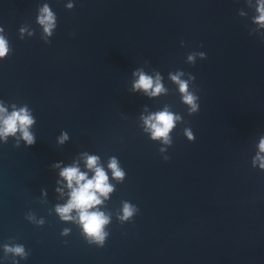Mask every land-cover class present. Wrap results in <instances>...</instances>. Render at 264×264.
Wrapping results in <instances>:
<instances>
[{
  "label": "water",
  "instance_id": "obj_1",
  "mask_svg": "<svg viewBox=\"0 0 264 264\" xmlns=\"http://www.w3.org/2000/svg\"><path fill=\"white\" fill-rule=\"evenodd\" d=\"M45 5L50 36L38 22ZM258 15L257 0H0L10 48L0 102L27 106L36 121L34 145L0 142V262L264 264V170L253 163L264 138ZM141 71L159 75L164 91L134 89ZM177 74L197 97L195 113ZM165 108L180 117L167 144L143 119ZM85 154L113 187L97 206L110 217L102 248L55 211L69 199L62 168L94 174ZM113 157L123 180L108 167ZM124 202L139 211L122 223ZM5 244H22L28 258L5 254Z\"/></svg>",
  "mask_w": 264,
  "mask_h": 264
},
{
  "label": "clouds",
  "instance_id": "obj_2",
  "mask_svg": "<svg viewBox=\"0 0 264 264\" xmlns=\"http://www.w3.org/2000/svg\"><path fill=\"white\" fill-rule=\"evenodd\" d=\"M67 6L69 8L73 7L72 4H68ZM40 11L41 15L38 18V22L44 26V32L50 36L55 26L53 13L47 5ZM257 12L259 15L255 17V21L264 26V0H257ZM20 31L22 32L23 29ZM9 54V43L4 35V28L0 27V61L5 60ZM204 55V53H201V56ZM188 59L192 60V56L190 55ZM134 75L138 76V79L133 84L134 89H142L149 96H156L164 91L159 75L156 76L155 81L151 76L146 75L142 71L134 73ZM171 79L178 84L182 100L185 104L189 105L190 113H195L198 108L196 103L197 97L188 90V81L181 80L179 74L173 75ZM143 119L146 126L145 130L150 132L151 139H162L167 144L170 143L169 133L174 127V121L179 120L180 117L165 108L163 111L150 114ZM35 123L36 121L27 106L17 108L13 105L12 110L9 111L8 106L0 102V142L7 143L8 138L13 137L17 146L20 139L25 142L26 146L34 145L36 137L30 131V128ZM17 133H19V136H17ZM186 134L189 140H194L191 131L186 130ZM67 138V134L62 133L59 137V142L63 143ZM258 148L259 153L254 158L253 163L255 164L256 160H259L260 168L264 170V155H262L264 154V138H261ZM164 159L167 160L168 157ZM85 160L87 169L92 170L94 173L91 178L88 177L87 172H82L77 166H68L60 170V176L67 181V187L70 189V192L68 194V201L62 205H56L55 211L62 221L77 222L80 225L82 236L89 245L102 248L109 237V233L105 231V227L109 224L110 217L104 212L99 211L97 206L103 203L100 197L107 199L108 194L113 191V187L108 182L106 172L99 165V158L97 156L85 154ZM56 167H59V165H56ZM108 167L112 170V175L115 179H124L125 173L118 167V161L115 157L110 159ZM73 210L76 212L75 216L70 214ZM138 211L139 209L136 206L124 202L121 209L122 214L118 219L122 223L130 222ZM27 218L29 220L34 219L32 216ZM36 222L41 225L44 223L43 219ZM69 231V229L65 228L61 231L60 235L65 236ZM3 247L5 254L12 253L14 256L20 257L21 260L28 258V254L25 252L22 244H5ZM12 264H19V261L13 259Z\"/></svg>",
  "mask_w": 264,
  "mask_h": 264
}]
</instances>
